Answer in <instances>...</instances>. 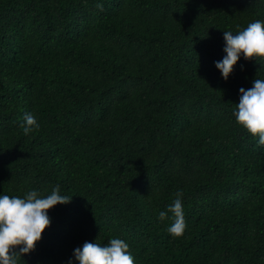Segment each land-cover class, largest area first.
Masks as SVG:
<instances>
[{
  "label": "trees",
  "instance_id": "1",
  "mask_svg": "<svg viewBox=\"0 0 264 264\" xmlns=\"http://www.w3.org/2000/svg\"><path fill=\"white\" fill-rule=\"evenodd\" d=\"M257 20L264 0H0V196L72 198L17 264L113 238L135 264H264V146L233 115L264 60L215 66Z\"/></svg>",
  "mask_w": 264,
  "mask_h": 264
},
{
  "label": "clouds",
  "instance_id": "2",
  "mask_svg": "<svg viewBox=\"0 0 264 264\" xmlns=\"http://www.w3.org/2000/svg\"><path fill=\"white\" fill-rule=\"evenodd\" d=\"M223 36L226 56L215 66L225 81L241 55L247 61L264 60V23L261 21L248 24L235 35L231 31H223ZM239 92V104L233 113L236 122L253 137H258L259 144L264 146V80L255 79L251 89L240 88ZM23 119L21 127L25 135L39 128L31 113ZM176 195L174 204L168 208V212L173 214V222L167 231L173 238H180L185 232L186 222L181 200L183 193L177 192ZM71 199L60 195L58 188L46 197H41L34 190L26 193L24 198L0 196V264H17L21 256L34 251L50 226L48 211L56 205L70 203ZM166 218V213L161 211L158 219L163 221ZM74 258L78 264H135L129 245L119 238L111 239L105 246L85 242L82 248L74 250Z\"/></svg>",
  "mask_w": 264,
  "mask_h": 264
}]
</instances>
